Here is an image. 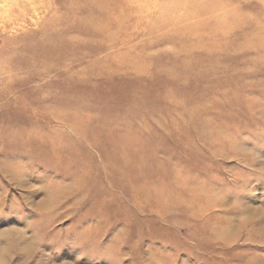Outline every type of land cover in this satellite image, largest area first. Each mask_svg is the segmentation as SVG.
<instances>
[{"label":"rangeland","instance_id":"374dc122","mask_svg":"<svg viewBox=\"0 0 264 264\" xmlns=\"http://www.w3.org/2000/svg\"><path fill=\"white\" fill-rule=\"evenodd\" d=\"M0 264H264V0H0Z\"/></svg>","mask_w":264,"mask_h":264}]
</instances>
